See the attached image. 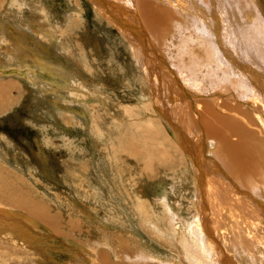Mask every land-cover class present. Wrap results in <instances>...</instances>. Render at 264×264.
<instances>
[{
  "label": "rangeland",
  "instance_id": "374dc122",
  "mask_svg": "<svg viewBox=\"0 0 264 264\" xmlns=\"http://www.w3.org/2000/svg\"><path fill=\"white\" fill-rule=\"evenodd\" d=\"M127 1L131 7L137 5ZM157 1L143 0L136 7L155 8ZM181 1L171 0L177 6L170 7L173 18H164V26L153 24L154 31H158L156 25L159 28V39L154 40L161 44L162 52L168 54L173 48L172 54L183 64L186 54H176L177 38L172 40L180 35L179 47L196 55L186 63L199 67L201 84L207 83L221 95L228 89L239 97L236 86L240 83L249 88L253 77L262 84L264 0H255L252 5L246 0H186L185 6ZM179 8L200 24L196 28L201 36L206 35L204 29L210 32L219 26L220 30L208 37L214 54L210 68L199 59L204 51L196 45L197 33L174 23ZM253 20L257 21L258 31L252 27ZM11 22H19L22 28L17 34L24 38L16 57L27 55L17 65L14 57L0 52V264H80L83 260L88 264H125L124 259L169 264V249L160 244L164 239L170 242H162L176 247L179 264H218L224 246L233 253L239 251L246 264H256L254 260L262 257L260 249L264 251L259 247L264 231L262 217L249 216L251 208L245 203L225 207L211 211V222L207 224L211 232L206 233L199 223L201 213L197 214L188 203L192 178L185 175L186 165L180 164L175 148L166 143L171 140L167 136L170 129L165 127V134L158 118L150 117L146 98L140 95L141 83L135 79L139 68L119 33L98 19L82 0H0V25L8 31L0 47L8 45L13 37L16 28ZM47 22L54 34L46 41L48 37L40 36L39 31ZM38 26L41 28L35 32ZM170 29L176 32L173 37ZM59 31L65 32L73 45L83 46L80 54L74 48L68 49L72 60L61 54ZM162 38L169 43L172 40V46L163 45ZM28 52L32 53L30 57ZM233 56L244 71L231 63ZM165 60L184 85L177 68L180 63L166 55ZM59 62L67 65V73L55 74L44 67ZM32 63L37 74L29 77L26 68ZM15 72L23 77L15 76ZM43 72L52 79L42 77ZM226 102L231 104L232 100ZM210 104L222 124L219 135L247 149L246 175L262 181L264 134L258 125L240 113ZM165 143V149H159ZM113 171L121 181L136 182L129 194L116 181ZM174 176H178L177 182L172 184ZM129 198L144 203L141 217L128 208ZM188 222L195 225L194 231ZM79 230H83L80 235ZM101 230L110 237H98ZM155 230H159L158 236L153 235ZM98 239L107 245L101 247L106 253L93 250ZM124 251L134 254L121 256ZM142 253L147 258L140 257Z\"/></svg>",
  "mask_w": 264,
  "mask_h": 264
},
{
  "label": "bare ground",
  "instance_id": "6f19581e",
  "mask_svg": "<svg viewBox=\"0 0 264 264\" xmlns=\"http://www.w3.org/2000/svg\"><path fill=\"white\" fill-rule=\"evenodd\" d=\"M75 1L77 3L80 2V0H75ZM82 1H85L88 4V6H90V8L95 13L98 19L102 21L104 20L106 24L110 25V27L114 29V31L119 33V35L122 36L123 40L126 41L128 47L130 48V52L135 58L134 61L139 68V75L137 76L138 78L135 76V79L139 83H141L140 95L146 98V104L151 111L150 117L158 118L161 124V129L165 132V134H166L165 127L169 128L171 131L167 135L171 138V140H169L166 143L169 145V148L172 149L175 148V151L180 155L179 156L180 164L185 163L186 165V169L184 171L185 175L192 178V186L189 188L190 192H189L188 203L191 206L193 205L194 210L197 214L201 213V217H200L201 221H199V223L203 224L206 233L208 234L211 232L209 225H207L209 222L208 220H210L211 222V218H210L211 211H217L219 209L234 205L242 206L244 203L251 208L249 216L262 217L260 224H264V174L260 175L262 181H260V178L259 180L257 178V180L260 182H257L246 175V167L248 165V161L245 153L247 152V149H245L242 146L240 147L233 145L229 143V141L225 137L219 135V131L222 129V124L219 121V116L217 114L216 109H214L210 104V102H214L221 109L223 108L227 110H232L242 114L249 121L258 125L257 126L258 130L264 134V76H262V84L260 83V79L258 77H253V80H251V82L248 84L250 91H248L249 90L248 87L242 86L239 83L236 86V89L238 90L237 94H239V97L232 94V92H230L228 89H225V95L224 94L221 95L212 91L208 87L207 83H204L203 85L201 84V82L199 81L200 76L197 72V69L199 67H197L196 69L194 68L193 64L188 65L186 63L189 61V57L194 59V57L196 56L195 53L191 51V53L189 54L188 50L184 51L179 47L181 42V36L179 35V37H177L178 35H176V32L173 31L174 32L173 33L171 31L172 27H170L171 29L169 30V32L171 31L173 33L171 34L172 37L176 35L175 38L172 40L174 41L177 38V41L176 40L174 41L177 45V50L176 49L174 50H176V54L178 52H181L180 55L186 54L184 56L185 57L184 63L182 64L178 57H174L175 55L172 54L173 48H171L169 52L167 51L168 54H166V52L163 53L160 47L161 44L157 41L159 39L156 35L157 32H159L158 25L155 24L157 26L158 31H154L155 29L153 24L154 22H157V24L159 23L160 26L161 25L164 26V21H165L164 18L172 19L173 15L171 12H169V10L172 11L170 8L171 6H174L176 8L177 6L175 4L176 1L175 3L174 2L170 3L171 0H165V1L158 0L155 4V8L149 9L147 6L146 7L141 6V9L143 8L142 10L140 9V7L138 8L136 6H139V4H143V0H130L132 3L134 1L137 4L136 6L134 5L136 8H134L133 4H132L133 7L129 6V1L127 0H82ZM179 1L182 2L181 0ZM184 1L186 0H183V2ZM237 1L235 3H237ZM191 2L192 1H190V3ZM246 2L248 3L250 2L249 4L247 3V5H250L251 3L255 4V0H250V1L246 0ZM27 3H29V1L25 2V4ZM164 3L166 4L165 6L167 7L162 6L164 5ZM181 5L182 3L180 4V6ZM185 5L188 4L185 3L182 6ZM184 8L186 9V7ZM179 9L180 11H178L177 14H175L174 16L175 19L174 23L176 24V26L178 24V27L181 26V28L182 27L184 29L186 28L187 30H189L194 34L197 33V35L195 36V39L196 38L198 39L196 45L199 46L204 51L203 56L200 57L199 59L202 60V63L208 64V66L210 65L209 66L210 68L211 65L213 64L214 54L212 53L213 43L211 41V38L208 37L209 34L214 32V30L219 31L220 30L219 26L210 30V32H208L207 29H204L206 35L205 37L201 36L200 32L196 28V26L200 27L199 26L200 24L198 25L197 23L193 22L192 17L190 18L187 15V13L184 12L186 10L181 8ZM190 10H192V8ZM7 12L8 11H6V13ZM215 12L217 11L215 10ZM200 15H202L201 12ZM236 15L238 16L237 13ZM181 16L183 17L180 18ZM186 16H188V18ZM200 17L203 18L202 16ZM182 19L184 20L185 23L181 22ZM196 20L197 22H199L198 19ZM201 20L203 21V19ZM244 21L247 22L248 20L244 19ZM11 23L13 26H15L16 30L13 33V37L9 40L8 45L0 47V52H2L3 54H9L12 57H14L15 64L18 65L21 62L19 59L25 58L27 53L16 57L19 53L18 45L23 43L24 38L22 39L21 38L22 36L17 34L20 32V29L22 28L19 22H11ZM207 23H209V21H207ZM41 25L44 26V29H41L39 31L40 36L42 35L47 36L48 37L46 38L47 41V39L53 36L54 32L49 27L48 22L45 25L44 24ZM165 27L167 28V26ZM252 27L254 30L258 31L256 20H253ZM25 28H29V27L25 25ZM40 28L41 27L38 26L35 29V32H37V30ZM177 28L176 30H178V32L182 31L181 28L180 30L179 28L178 29ZM46 29L51 33V35L48 34V32H46ZM59 32L60 33L58 34L57 37V40L59 39V41L57 42L59 43L58 45L60 46L59 49L61 51V54L62 56H64L65 54L67 56V60H72V57L68 53V49L70 47L74 48L75 50L78 51L77 53L80 54V51L83 49V46L73 45L68 41V36L65 34V32L62 31ZM6 33H8L7 29L4 28L3 24H1L0 40L5 36ZM22 33L24 34L25 32ZM200 36L202 37L203 41L199 39ZM155 37L157 38L156 41L154 40ZM163 38H162L163 45H165L166 47H169V45L172 46L170 44L172 40H170L169 43L167 40H166L167 42L165 41V39L163 40ZM165 38H168V36ZM261 49L262 50H260V54L262 57H264V44L262 45ZM31 54L32 53L28 52L29 57L31 56ZM165 55L180 63V65L179 64L177 65V68L179 70L181 78L183 79L184 85H182L179 82L178 77L174 72L173 68L168 67L165 60ZM34 57L35 56H33V58ZM83 57H88V56L86 54H83ZM128 57L131 58L130 56ZM193 62L195 63V60H193ZM231 63L236 67H238L241 71L245 70L244 67L238 63L237 57L233 56ZM93 64H91L92 65L91 69L94 71L96 69V65L95 63ZM76 65L81 67V63H77ZM197 66H199V64H197ZM34 67L35 64L32 63V67L26 68L27 76L33 77L37 74ZM44 67L55 74H62L68 72L67 65L63 62H59L56 66H44ZM73 74L78 75V73H73ZM14 75L22 76L20 72H15ZM42 77L47 79H52L51 76L45 74L44 72L42 74ZM227 100H232L231 104L226 102ZM155 112L156 114H154ZM166 143L163 146H161L159 149L164 150ZM113 176L120 186H124L127 189L128 194L134 188L136 183L134 180L127 179L125 181H121L120 175L114 171H113ZM168 176L169 175L167 174V177ZM176 177L178 176H174V179ZM171 182L172 184H175L177 180L175 179L172 180ZM232 192L235 194H239L240 197H237L236 195L234 196ZM160 196H162V192H160ZM128 202L131 204L128 208L131 209L134 215L136 217L137 216L141 217L140 210L143 209L144 207V203L142 202V200L139 198L137 199L129 198ZM249 220L251 219L249 218ZM192 222L194 223L193 220ZM187 225L191 226L192 231H194L195 225H193L191 222H188ZM77 233L78 235H80L83 233V230H79V232ZM159 234H160L159 230H155L153 232L154 236H158ZM101 236L110 237V235L104 232V230H101V233L98 235V237ZM162 241L170 242L169 239H164ZM162 241L160 242V244L168 247L169 254L171 256V258L166 259L168 263L179 264V256L176 251V247L167 245ZM101 247H107V245L103 243L102 239H98L96 241V245L93 247V250H96V253L97 251L106 253V250ZM259 247L264 248V231L261 234V244L259 245ZM134 249H137V246L134 247ZM222 250L224 251L223 257L218 261V264L247 263V260L244 259V257H242L239 251L233 253L232 250L227 249L225 246L224 249ZM124 253L134 254L133 251L130 252L124 251L121 256H123ZM259 253L262 255V257L256 258L254 261L256 264H264V251H261L260 249ZM117 257L119 259L118 255ZM140 257L147 258L144 253H142ZM149 258H151V256H149ZM93 260L96 261V259ZM124 260H126V262L124 261L125 264L131 262V259H124ZM88 263L89 262L87 260H83L80 264H88ZM131 264H141V262L133 261L131 262Z\"/></svg>",
  "mask_w": 264,
  "mask_h": 264
}]
</instances>
